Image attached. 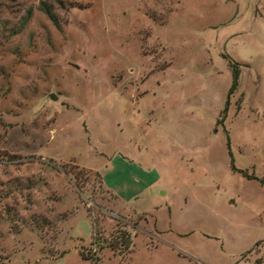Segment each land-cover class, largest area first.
<instances>
[{
  "label": "rangeland",
  "instance_id": "1",
  "mask_svg": "<svg viewBox=\"0 0 264 264\" xmlns=\"http://www.w3.org/2000/svg\"><path fill=\"white\" fill-rule=\"evenodd\" d=\"M0 264H264V0H0Z\"/></svg>",
  "mask_w": 264,
  "mask_h": 264
},
{
  "label": "trees",
  "instance_id": "2",
  "mask_svg": "<svg viewBox=\"0 0 264 264\" xmlns=\"http://www.w3.org/2000/svg\"><path fill=\"white\" fill-rule=\"evenodd\" d=\"M42 10L48 16L49 19L56 22V18L54 16L51 8L46 3H43ZM80 174L83 175V173H80ZM75 180L77 181L78 177H75ZM117 233H118V236H116L112 240L113 243L110 244L111 247H113V249L115 250V249H117L116 248V244H117V246H124L125 248H128V245L131 243L129 234H127L126 232H121L120 230ZM114 243H115V245H114ZM80 256L83 260L90 261L92 263H95L98 260L96 257L91 258L89 255L84 254L82 251L80 252Z\"/></svg>",
  "mask_w": 264,
  "mask_h": 264
},
{
  "label": "water",
  "instance_id": "3",
  "mask_svg": "<svg viewBox=\"0 0 264 264\" xmlns=\"http://www.w3.org/2000/svg\"><path fill=\"white\" fill-rule=\"evenodd\" d=\"M47 98L52 101H58V96L54 93H50Z\"/></svg>",
  "mask_w": 264,
  "mask_h": 264
}]
</instances>
